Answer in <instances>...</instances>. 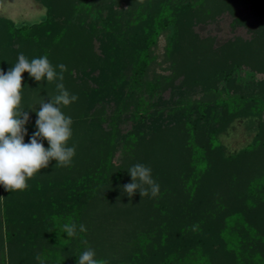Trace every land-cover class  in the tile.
Segmentation results:
<instances>
[{
    "label": "trees",
    "instance_id": "trees-1",
    "mask_svg": "<svg viewBox=\"0 0 264 264\" xmlns=\"http://www.w3.org/2000/svg\"><path fill=\"white\" fill-rule=\"evenodd\" d=\"M37 1L39 22L0 16V70L21 53L66 65L78 99L61 110L76 151L22 191L0 185V264H78L89 248L106 264H264V0ZM225 13L247 36L197 31ZM162 35L168 74L158 70ZM22 84L29 143L56 89L28 72ZM236 120L256 132L230 153L221 134ZM137 163L156 196L123 191Z\"/></svg>",
    "mask_w": 264,
    "mask_h": 264
},
{
    "label": "clouds",
    "instance_id": "clouds-1",
    "mask_svg": "<svg viewBox=\"0 0 264 264\" xmlns=\"http://www.w3.org/2000/svg\"><path fill=\"white\" fill-rule=\"evenodd\" d=\"M57 68L59 71H57ZM66 65L55 67L47 56L29 60L24 54L18 56V61L7 73L0 70V185L9 192L22 191L28 187L27 181L41 169L47 168L49 162L55 160L56 166H67L75 155V146H68L72 136V120L62 112V106H68L78 99L70 94L63 83ZM28 72L35 81L44 79L55 82V94L48 102L42 97L36 128L29 143L24 142L27 134L25 125L30 117L21 106L22 74ZM30 109V108H29ZM42 140H47L49 147L45 149ZM132 182L123 186V191L131 197L139 191L141 197L159 193V184L151 177V169L143 164H135L128 169ZM147 186V187H145ZM197 226H193L196 230ZM75 223H65L63 231L68 237L76 234ZM79 231L85 232L83 224ZM95 252L91 248L82 252L77 258L78 264H106L94 258ZM39 260V256L36 257Z\"/></svg>",
    "mask_w": 264,
    "mask_h": 264
},
{
    "label": "rangeland",
    "instance_id": "rangeland-1",
    "mask_svg": "<svg viewBox=\"0 0 264 264\" xmlns=\"http://www.w3.org/2000/svg\"><path fill=\"white\" fill-rule=\"evenodd\" d=\"M46 14V7L37 0H0V16L11 18L19 25L39 22L46 17ZM232 20V16L225 13L216 22L198 27L197 31L202 36L214 35L220 41L235 35L247 36L245 28L232 26ZM165 45L166 38L162 35L156 48L158 70L168 74L170 70L166 68L169 62L165 59ZM255 132V124L247 120H236L221 134V141L230 153H234L248 144Z\"/></svg>",
    "mask_w": 264,
    "mask_h": 264
}]
</instances>
